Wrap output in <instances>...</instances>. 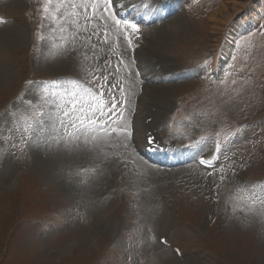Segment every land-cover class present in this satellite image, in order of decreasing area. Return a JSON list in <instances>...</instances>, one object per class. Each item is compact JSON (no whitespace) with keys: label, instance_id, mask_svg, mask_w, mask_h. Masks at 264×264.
Wrapping results in <instances>:
<instances>
[{"label":"rangeland","instance_id":"374dc122","mask_svg":"<svg viewBox=\"0 0 264 264\" xmlns=\"http://www.w3.org/2000/svg\"><path fill=\"white\" fill-rule=\"evenodd\" d=\"M260 1L187 0L182 15L178 12L167 23H163L164 16L158 17L163 22H157L149 33L153 32L150 43L147 32L136 51L135 56L142 58L140 75L156 69L159 75L166 70L174 71L175 77L185 73V78L166 86L157 76L158 84L147 85L139 93L129 40L124 41L121 34L120 44L114 24L101 8L95 15L97 24L92 27V20L86 31L76 27L61 31L58 22L57 30L50 32L45 22L44 35L55 37L52 49L34 37L41 22L42 0H0V15L14 23L0 28V264H264V206L251 205L249 193L236 187L232 179L240 171L243 177H238L244 183L264 181V121L259 123L264 119V21L254 29L239 27L229 33L233 23L251 15L247 6L256 13ZM232 2L244 9L234 16L225 11L212 17L222 5L233 6ZM153 14L148 11L143 21L151 20ZM226 41L230 50L220 58V76H214L212 53L220 48V54ZM152 60L157 61L154 70L147 64ZM74 77L110 99L114 111L106 116L115 121L121 114L118 121L122 119L123 125H128L134 112L131 105L139 93L136 107L140 113L134 123L137 143L145 144L148 132L159 138V120L163 115L169 120L176 110L173 125L162 129V137L173 144H191L194 136L220 134L224 145L217 156L224 165L216 171L192 164L153 170L139 160L131 142L123 139L122 162L133 170L130 176L121 175L115 187L121 166L98 160L95 165L102 174L116 173L110 175L114 182L109 181V194L98 199L101 191L96 186L105 178L93 170L85 183L76 168L92 165L91 159L102 156L99 150L114 139L92 142L89 131L82 132L77 145L72 142L76 147L71 153L63 144H54L49 153L22 133L26 122L48 121L40 113L55 112L54 105L40 99V82ZM97 77L102 88L96 87ZM29 80L36 83L29 85ZM152 101L157 110L148 112L146 106ZM167 102L171 105L166 104L165 112ZM151 117V124L146 123ZM245 122L251 125L239 128ZM33 142L36 150L31 147ZM97 145L99 150H94ZM193 145L190 150L200 152L206 142ZM170 207L176 208V215L169 214ZM167 218L170 225L163 230ZM160 235L179 246L184 257L161 246Z\"/></svg>","mask_w":264,"mask_h":264},{"label":"snow or ice","instance_id":"6c2138e0","mask_svg":"<svg viewBox=\"0 0 264 264\" xmlns=\"http://www.w3.org/2000/svg\"><path fill=\"white\" fill-rule=\"evenodd\" d=\"M94 3L95 0H42V7L40 9L41 22L38 26L39 30L34 33L35 40L37 42H45L52 49L56 47L54 42L55 37L44 35L45 22H47V28L50 32H55L57 30L58 22L61 31H70L74 27L77 28V31H86L87 24L91 23L95 18L96 9ZM104 3L106 5L104 10L107 12L109 11L107 5H111L112 0H104ZM144 6L147 7V5ZM90 11L92 13L91 16H89ZM80 16L84 17L83 21L78 19ZM111 19L116 26L124 25L125 29L130 27L133 31L139 32L138 25L130 20H121L117 18L115 14L111 16ZM4 22L5 21L0 18V23ZM95 34L97 33L93 32V35ZM249 35H251V33H249ZM106 38L107 33H105V39ZM88 39H91V36H89ZM241 39H244V37H241ZM128 43L131 44L130 39ZM232 60L235 61L236 57L233 56ZM229 74L230 73H225L226 76ZM99 79V77L96 78V87L102 88L103 85L99 84ZM221 82L223 83L224 81L222 80ZM27 83L33 85L36 82L29 80ZM40 83L44 85V87L40 89V99L45 105H54L55 112L40 113L41 117L47 115L48 121L46 122L43 118L39 119L36 122L39 127H34L32 124L26 122V127L24 128L26 133L31 132L32 134L37 135V139L42 138L45 142L51 141L57 145L64 144L67 146L71 142L80 141L82 132L87 133L89 126H92L93 130L96 132H102L105 130L104 127H101V125L104 124L105 111L107 110L110 113L114 104L111 102L105 104L102 99V92H94L92 88L84 89L93 100L99 101L95 105L90 104L86 111L81 105L80 95L76 91V89L80 87L79 80L66 79L64 81L54 80ZM63 83L71 85V89H64L67 98L61 96L59 99H48V97H56L57 93L47 85H61ZM231 83L235 84L236 80H232ZM109 87L111 86L109 85ZM60 101L63 102L61 103ZM99 139L98 136H93L91 138L92 142H96ZM83 143L85 145L89 143L88 136H84ZM217 147L219 148V145H217ZM81 171L84 172L87 170L82 169ZM241 191L249 193L247 199L250 201L251 205L259 204L264 206V184L252 185L247 189L242 188Z\"/></svg>","mask_w":264,"mask_h":264},{"label":"bare ground","instance_id":"6f19581e","mask_svg":"<svg viewBox=\"0 0 264 264\" xmlns=\"http://www.w3.org/2000/svg\"><path fill=\"white\" fill-rule=\"evenodd\" d=\"M117 1H121V0H115V2H117ZM233 6H231L230 8L226 5V4H224V5H222V7L219 9V10H217L214 14H213V16L212 17H214V16H218V15H220V14H222V13H224L225 11H227V12H232V16H234V15H236V14H238L242 9H244V7H243V5H240V4H238L237 2H232L231 3ZM263 4H264V0H261L260 1V4H258V5H256L255 6V8H258L257 9V11H256V13H252L251 12V10H253V7H249V5L247 6V8L249 9L248 10V13L249 14H251V15H247L244 19H242V20H239V21H236L235 23H233V25H232V28L230 29V34H233L235 31L237 32V29L239 28V27H254V26H257L258 24H260V23H262L263 21H264V6H263ZM128 5H130V4H128ZM156 7V5H155V3H154V0L152 1V3L150 4V7ZM6 7V6H5ZM122 7H128L127 5L126 6H120L119 7V9L120 8H122ZM100 11V10H99ZM4 13V12H3ZM95 15H97V14H95ZM238 16V15H237ZM141 19H143V18H141ZM241 29V28H240ZM126 30H128V29H126ZM125 30V31H126ZM235 32V33H236ZM121 36V35H120ZM81 37V36H80ZM99 39V38H98ZM125 40V39H124ZM102 41V40H101ZM226 43V46H223V48H222V51H221V55H220V57L219 58H221V57H225L226 56V54L229 52V50H230V44H229V41H226L225 42ZM101 46H102V44H101ZM101 51V50H100ZM137 51V50H136ZM220 63H223V60H221L220 61ZM148 103L146 102V105H147ZM154 107H156L155 105H154V102L152 101L151 103H149V105L148 106H146V111H153V108ZM158 113V112H157ZM160 117V116H159ZM152 118V117H151ZM155 118V117H154ZM153 120V119H152ZM155 121V120H154ZM157 121V120H156ZM151 124V123H150ZM148 125V124H147ZM152 127V126H151ZM145 142V141H144ZM180 159H183V158H180ZM179 158H178V160H180ZM108 219V218H107Z\"/></svg>","mask_w":264,"mask_h":264}]
</instances>
